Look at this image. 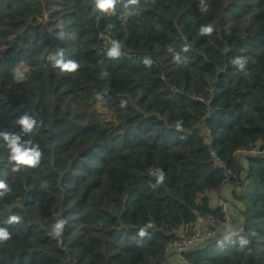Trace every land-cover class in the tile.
I'll return each instance as SVG.
<instances>
[{
  "label": "trees",
  "instance_id": "trees-1",
  "mask_svg": "<svg viewBox=\"0 0 264 264\" xmlns=\"http://www.w3.org/2000/svg\"><path fill=\"white\" fill-rule=\"evenodd\" d=\"M0 133L42 153L14 172L0 137V264H167L226 186L238 231L185 260L264 264V159L237 161L264 151V0H0Z\"/></svg>",
  "mask_w": 264,
  "mask_h": 264
},
{
  "label": "clouds",
  "instance_id": "clouds-1",
  "mask_svg": "<svg viewBox=\"0 0 264 264\" xmlns=\"http://www.w3.org/2000/svg\"><path fill=\"white\" fill-rule=\"evenodd\" d=\"M131 4L137 3V0H129ZM96 7L102 11H108L114 8L116 4V0H95ZM201 34H211L214 29L211 25L208 26H202L201 27ZM108 54L110 56L118 55V47L114 46L112 47ZM63 56V53H61V57ZM236 65L240 67L241 70H243L244 63L242 59H236L234 61ZM54 67L59 68L61 71H71L74 72L78 68V64L75 61H69L68 63H64L63 59L56 60L54 63ZM18 80L24 79V76L22 73L17 74ZM17 123L19 124L22 133L25 135L31 134L38 128L37 121L29 116L28 114L22 115ZM0 137L4 139V141L7 144V147L10 151L9 160L11 162H14L13 171L18 172L22 168L25 167H36L41 159V151L39 149L38 145H33L30 140L28 141H22L21 135L16 133H0ZM163 181V174L158 178V183ZM10 189L8 188L7 184L0 180V196H4ZM20 217L19 216H11L9 218V223H20ZM64 221H60L55 225V236H59L63 230ZM151 226V225H150ZM141 236H143L145 233L143 230H141ZM10 239V234L5 228H0V241L8 240ZM241 244L246 243V240L244 238H241L240 240Z\"/></svg>",
  "mask_w": 264,
  "mask_h": 264
},
{
  "label": "built area",
  "instance_id": "built-area-1",
  "mask_svg": "<svg viewBox=\"0 0 264 264\" xmlns=\"http://www.w3.org/2000/svg\"><path fill=\"white\" fill-rule=\"evenodd\" d=\"M106 13L108 11H102ZM101 40L110 44V39L106 34L101 35ZM247 157L264 159V151L253 150L237 153V161H244ZM223 192V191H222ZM211 201L214 202L212 208L220 212V218L199 219L194 227L181 230L177 234V239L168 247L166 260L167 264H187L184 255L201 248L205 243L230 231L234 227L233 208L225 196L213 195Z\"/></svg>",
  "mask_w": 264,
  "mask_h": 264
},
{
  "label": "rangeland",
  "instance_id": "rangeland-1",
  "mask_svg": "<svg viewBox=\"0 0 264 264\" xmlns=\"http://www.w3.org/2000/svg\"><path fill=\"white\" fill-rule=\"evenodd\" d=\"M231 187V186H230ZM225 189V188H224ZM223 189V190H224ZM239 193V192H238ZM228 200H229V202H230V204L232 205V208H233V218H235L236 219V214H237V212L240 210V206L238 205V203L236 202V199L234 198V196H233V194L231 195V194H229L227 197H226ZM211 203L213 204L214 202H212L211 201ZM235 206V208H236V214H235V211H234V206ZM211 207H212V205H211ZM212 218H214V217H212ZM234 226H235V221H234ZM186 228H188V227H186ZM185 229V228H184ZM183 230V229H182ZM233 232H235V231H238V229H237V227L235 226L234 228H233V230H232ZM231 231V232H232ZM225 234L226 235H228L229 234V232H225ZM220 237H224V235H221Z\"/></svg>",
  "mask_w": 264,
  "mask_h": 264
},
{
  "label": "crops",
  "instance_id": "crops-1",
  "mask_svg": "<svg viewBox=\"0 0 264 264\" xmlns=\"http://www.w3.org/2000/svg\"><path fill=\"white\" fill-rule=\"evenodd\" d=\"M239 192V191H238ZM237 192V193H238ZM241 192V191H240ZM229 194H233V190L230 186H226L225 189L223 190V192L221 193V196H225L227 197ZM234 206V205H233ZM235 207V206H234Z\"/></svg>",
  "mask_w": 264,
  "mask_h": 264
},
{
  "label": "water",
  "instance_id": "water-1",
  "mask_svg": "<svg viewBox=\"0 0 264 264\" xmlns=\"http://www.w3.org/2000/svg\"><path fill=\"white\" fill-rule=\"evenodd\" d=\"M197 218L199 219V217L197 216Z\"/></svg>",
  "mask_w": 264,
  "mask_h": 264
}]
</instances>
